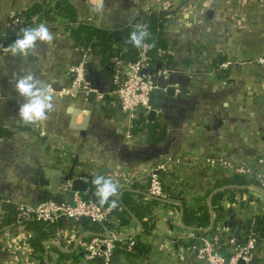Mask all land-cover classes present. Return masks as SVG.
I'll return each mask as SVG.
<instances>
[{
  "label": "crops",
  "instance_id": "crops-1",
  "mask_svg": "<svg viewBox=\"0 0 264 264\" xmlns=\"http://www.w3.org/2000/svg\"><path fill=\"white\" fill-rule=\"evenodd\" d=\"M42 1L0 0V220L14 216L18 203L70 201L71 182L80 176L108 177L118 185L117 199L129 190L132 201L141 202L150 198L145 195L149 171L169 158L161 172L166 197L150 205V230L142 231L145 225L130 211L117 227L123 237L139 235L148 251L128 256L117 246L110 264H205L195 255L196 230L210 232L216 219L210 197L215 185L230 177L218 160L255 168L264 153V0H69L78 20L104 27L145 28L149 14L166 19L162 37L169 79L179 86L171 93L156 90L150 108L155 116L148 119L144 113L146 121H165V136L158 143L149 142L142 128L125 137L126 115L113 93L114 71L103 72L97 54L73 44L64 20L41 21L53 38L37 42L27 55L5 51L24 25L32 27L21 12ZM80 59L86 63L88 88L74 96L51 94L47 118L25 125L17 117L24 100L15 91V80L31 74L39 84L66 88L71 81L67 69ZM87 186L86 195L95 196L91 182ZM241 186L246 189L242 205L222 202L233 209L230 233L237 238H242L245 220L264 211L263 189ZM203 196L208 226L186 225L182 204L195 206ZM50 225L53 231L42 236L17 219L0 222V264H56L57 250L79 249L75 240L84 231L97 232L83 221ZM30 239L39 242L42 263ZM223 250L229 252L231 245ZM254 255L256 264H264V238L257 241Z\"/></svg>",
  "mask_w": 264,
  "mask_h": 264
},
{
  "label": "built area",
  "instance_id": "built-area-1",
  "mask_svg": "<svg viewBox=\"0 0 264 264\" xmlns=\"http://www.w3.org/2000/svg\"><path fill=\"white\" fill-rule=\"evenodd\" d=\"M24 27L27 26L24 25ZM148 52L149 45L144 43L142 47H139L138 57L135 61L127 63L115 61L112 77L113 93L121 111L126 115L124 134L128 139L132 137L131 130L134 127L133 121L137 114L150 110L153 93L159 88L167 90L168 87L179 86L177 81L169 79L170 68L167 51L157 50L159 58V67L157 68ZM260 60L264 62V57ZM228 64L229 61L224 62L221 67H227ZM85 70L86 63L83 59L70 65L67 69V73L71 77L70 85L61 89H54L48 85L51 94L59 97L74 96L78 89H87ZM159 79L162 80L161 83ZM168 159L158 161L149 171L145 193L147 197L158 199L166 197V188L163 185L161 172L165 169ZM218 162L222 163L230 177L236 174L245 175L256 180L257 185L264 190V153L256 158L257 167L255 168L247 165H235L228 159H219ZM78 179L87 184L91 182L84 176H80ZM89 187L86 186L83 191H73L70 201L44 199L35 203H18L15 205L17 221L37 220L53 224L64 219L74 222L88 220L97 225L100 231L91 232L90 235L84 231L82 236L75 240L79 249L63 248L66 251H80L77 264H91L96 259H100L101 264H110L117 242L126 243L130 248L134 237H123V234L113 226L117 218L107 206L100 207L95 196L88 197L86 195L89 192ZM244 237V240H240L231 235L227 229L216 225L214 230L210 229L208 234L196 235V258L205 264H239L240 261L242 264H254L257 240L252 227L246 229ZM228 243L231 245V250L225 252L223 248Z\"/></svg>",
  "mask_w": 264,
  "mask_h": 264
},
{
  "label": "trees",
  "instance_id": "trees-1",
  "mask_svg": "<svg viewBox=\"0 0 264 264\" xmlns=\"http://www.w3.org/2000/svg\"><path fill=\"white\" fill-rule=\"evenodd\" d=\"M22 16L30 25H37L43 20L61 19L66 22L69 35L75 46L89 48L91 52L97 54L101 59V70L103 72H113L115 70V61L119 60L123 63L133 62L138 57L139 47H134L129 42V33L139 30L133 26H118V27H104L96 25L90 21H81L77 19L74 5L69 0H53L36 2L30 8L21 12ZM161 14H149L146 18L145 28L148 31V36L144 43L149 45V55L154 62V66L159 67V61L157 56L158 49H164L166 41L162 37V28L166 24V19L161 17ZM133 131L137 129H145L147 133V139L151 143L160 142L165 136V121L161 117L154 118L152 121H146L145 114L139 112L133 121ZM27 123H25L26 125ZM145 124V125H144ZM23 126V125H22ZM27 128L29 127L26 126ZM22 127V128H26ZM3 132H9L2 130ZM9 134V133H8ZM257 182L242 174L233 175L227 179L216 184V190L210 197V203L216 213V219L211 227L214 230L215 226L219 224L223 228L232 232L233 230V209L222 204L223 201H227L230 204L236 203L242 205L245 200L242 198V194L246 191L245 188L240 187ZM238 185L234 187L232 185ZM120 192V190H118ZM210 192V191H209ZM142 198V194L140 193ZM117 200V206L111 209V212L117 218V223H113L117 228L123 224L129 218V211L142 221L145 225L142 231H148L153 225L152 216L149 215L150 205L158 203L156 198H145L141 202H133L129 190H122L120 198L114 197ZM206 196L197 198L195 206L183 205L182 220L186 225L195 227H207L209 224V212L205 203ZM112 199V198H110ZM107 206V205H105ZM124 206V207H123ZM108 207V206H107ZM17 219L16 212L14 216L7 219H1L0 222L7 223ZM24 224H30L32 228L40 231L42 236L53 231L49 223L37 220H25ZM83 225L91 230L98 231L100 228L90 223L88 220L83 221ZM248 227H252L255 232L256 240L264 238V211L258 214H253L248 217L242 225L243 233L240 240H244V234ZM197 236L205 235L204 231L196 230ZM41 236V237H42ZM35 247L33 253L36 256H41L42 263V249L39 248V242L37 239L29 240ZM117 246H121L122 252L126 255H136V253H146L148 248L139 239V235L134 236V242L130 248L126 243L117 242ZM58 251V257L56 264H77L79 250L74 251ZM39 253V255H37ZM254 264L256 261L254 259Z\"/></svg>",
  "mask_w": 264,
  "mask_h": 264
},
{
  "label": "clouds",
  "instance_id": "clouds-1",
  "mask_svg": "<svg viewBox=\"0 0 264 264\" xmlns=\"http://www.w3.org/2000/svg\"><path fill=\"white\" fill-rule=\"evenodd\" d=\"M138 29L130 32L128 37L134 47H142L148 36L146 28L138 26ZM52 38L53 34L49 28L44 23H39L23 28L5 51L13 57H23L34 49L37 42L47 43ZM14 87L16 93L24 100L18 107L17 117L24 123L45 120L48 112L53 108L50 87L47 84H39L31 74L22 75L16 79ZM91 185L100 207L107 205L109 209H112L117 206V200L114 197L118 193V185L110 178L97 175L91 179Z\"/></svg>",
  "mask_w": 264,
  "mask_h": 264
},
{
  "label": "water",
  "instance_id": "water-1",
  "mask_svg": "<svg viewBox=\"0 0 264 264\" xmlns=\"http://www.w3.org/2000/svg\"><path fill=\"white\" fill-rule=\"evenodd\" d=\"M172 91H174L173 87H168L167 88V92L171 93ZM154 116H155V111H153V110L148 111V113H147L148 119H152ZM84 124H85V120L82 123V125H84ZM71 183H72V189H75V190H78V191H83L86 188V186H87L86 182H84V181H82L81 179H78V178L73 179ZM232 186L238 187V185H232ZM241 187H243V186H241ZM263 193H264V190H263ZM244 196H245V193L243 194V197ZM211 222H213L212 211H211ZM209 229H207V230H209ZM239 264H242V262L240 261Z\"/></svg>",
  "mask_w": 264,
  "mask_h": 264
},
{
  "label": "rangeland",
  "instance_id": "rangeland-1",
  "mask_svg": "<svg viewBox=\"0 0 264 264\" xmlns=\"http://www.w3.org/2000/svg\"><path fill=\"white\" fill-rule=\"evenodd\" d=\"M256 181V180H255ZM251 184H255V183H251ZM235 185V184H234ZM237 185V184H236ZM256 185V184H255ZM244 193V192H243ZM248 194V197H249V199H251L252 197H251V194H249V193H247ZM243 196V195H242ZM245 198H246V193H245V196H244ZM243 198V197H242ZM244 199V198H243Z\"/></svg>",
  "mask_w": 264,
  "mask_h": 264
}]
</instances>
